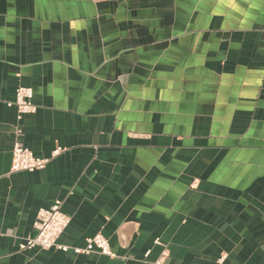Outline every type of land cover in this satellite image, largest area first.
<instances>
[{
	"label": "crops",
	"instance_id": "0c3cea01",
	"mask_svg": "<svg viewBox=\"0 0 264 264\" xmlns=\"http://www.w3.org/2000/svg\"><path fill=\"white\" fill-rule=\"evenodd\" d=\"M0 264H264V0H0Z\"/></svg>",
	"mask_w": 264,
	"mask_h": 264
},
{
	"label": "built area",
	"instance_id": "2783aa9c",
	"mask_svg": "<svg viewBox=\"0 0 264 264\" xmlns=\"http://www.w3.org/2000/svg\"><path fill=\"white\" fill-rule=\"evenodd\" d=\"M32 97L33 93L30 87L20 86L15 90L14 102L9 103L8 106L15 107L17 120H21L24 115L35 113L36 107L32 102ZM59 151L56 149L51 157H54ZM49 160L50 158L35 156L30 150L15 142L11 149L10 171L32 173L44 169ZM69 222L70 218L62 212L61 202L58 200L50 208L40 209L33 222L34 235L26 238L19 245V250L24 251L38 248L40 250L55 249L62 252L71 250L77 255H88L91 253L111 255L108 240L100 234L86 239L83 248H70L59 244L58 239L69 225Z\"/></svg>",
	"mask_w": 264,
	"mask_h": 264
}]
</instances>
